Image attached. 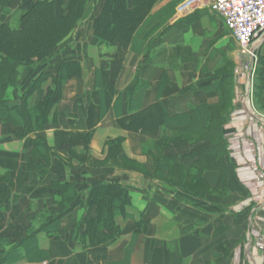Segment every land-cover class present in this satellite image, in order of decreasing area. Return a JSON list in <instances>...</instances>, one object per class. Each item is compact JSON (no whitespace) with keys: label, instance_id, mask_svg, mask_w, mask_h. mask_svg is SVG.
Here are the masks:
<instances>
[{"label":"crops","instance_id":"0c3cea01","mask_svg":"<svg viewBox=\"0 0 264 264\" xmlns=\"http://www.w3.org/2000/svg\"><path fill=\"white\" fill-rule=\"evenodd\" d=\"M29 1L9 0V13L1 15L0 22L9 24L12 14ZM181 2H156L126 53L116 80L118 95L103 117L94 88L99 62L94 22L104 0L89 1L81 23L46 63L22 68L16 86L6 92L7 108L20 106L28 85L43 71L55 75L61 62H77L81 77L63 85L54 109L56 122L43 131L23 137V127L0 119V264H248L245 245L256 205L244 182L240 153L233 154L234 145L228 138L233 131L229 127L239 115L235 69L241 56L217 14L204 7L177 16L175 10ZM173 30L179 33L174 40ZM255 58L256 67L258 60L264 62V42L255 49ZM226 75L231 80L224 82ZM135 79L140 88L127 95ZM226 83L232 96L222 138L232 165L227 166L225 160L223 195L213 192L205 199L191 198L179 188H167L157 178L101 164L106 142L122 138L126 158L151 172L145 152L161 136L164 118L219 104ZM49 84L34 93L30 105L42 101ZM243 99L240 105L251 115L249 103ZM259 103L258 112L264 118V90ZM169 127L173 128L170 122ZM87 132H93L88 146L62 147L70 134ZM191 150L186 143L172 142L162 154L177 158L188 168L193 163L186 157ZM220 176L218 171L203 174L212 190ZM103 182L119 183L129 190L130 217L117 219L122 235L115 243L85 249L78 245L76 238L83 228H77L87 212L84 205L75 206L60 219L58 239L40 231L49 228L58 215L59 185L73 188L67 195L75 204L84 203L90 188ZM139 214L146 222V232L134 235Z\"/></svg>","mask_w":264,"mask_h":264},{"label":"trees","instance_id":"16d2710c","mask_svg":"<svg viewBox=\"0 0 264 264\" xmlns=\"http://www.w3.org/2000/svg\"><path fill=\"white\" fill-rule=\"evenodd\" d=\"M89 1L31 0L18 8L20 16L17 29L0 22V119L23 127V137L43 131L46 126L56 122L54 109L61 99L62 87L67 81L81 77L80 65L77 62H61L55 75L41 72L26 88L18 107L5 106L6 92L16 86L23 67H35L47 62L57 46L81 23ZM157 1L104 0L102 10L94 22V38L98 48H112L113 52L99 54L95 71L94 88L100 99V117L105 115L118 95L116 80L126 53L131 47L135 34L150 15ZM8 4L9 0H0V16L9 13ZM178 34L177 30H173L170 35L174 40ZM227 65L231 67L228 61ZM222 79L227 82L231 80V76L226 75ZM46 81H50V84L46 88L44 98L30 105L34 93ZM139 88L138 79H135L126 90V94L134 95ZM263 90L264 62L258 60L252 84L255 108H261L259 99ZM219 96L220 102L217 105L198 107L183 115L164 118L161 124V136L145 152L150 157L152 173L148 168L140 167L126 158L122 148V138L106 142L107 153L101 164L119 169L129 168L150 178H157L167 188L173 190L179 188L191 198L205 199L213 192L221 195L226 186V179L222 178L223 170L226 168L225 160H228L227 166L232 165L228 159L226 143L222 138V126L228 114L229 98L232 96L230 84L226 83ZM169 122L173 124V128L169 127ZM92 134L93 132L70 134L68 141L62 147L69 150L76 145L88 146ZM172 142H182L192 147L191 152L186 156L193 159L190 167L181 166L177 158L163 156L164 147ZM39 144L42 145L40 142ZM207 171H218L221 174L214 190L203 178V174ZM58 187L62 198L61 204L58 205V215L49 228L40 231H44L49 238L58 239L60 219L75 206L84 205L87 212L77 228H83V232L76 238L81 248L112 245L121 237L122 229L117 219H128L131 209L129 190L125 186L119 183H100L90 188L84 203L80 201L75 204L67 195V192L73 188L68 184ZM145 225L146 222L139 214L138 220L134 223L133 234L145 233ZM23 246L19 245L21 248ZM24 253L28 256L27 251ZM18 258L20 260L19 256ZM18 258L10 262H16ZM28 258L32 259L31 256Z\"/></svg>","mask_w":264,"mask_h":264},{"label":"rangeland","instance_id":"374dc122","mask_svg":"<svg viewBox=\"0 0 264 264\" xmlns=\"http://www.w3.org/2000/svg\"><path fill=\"white\" fill-rule=\"evenodd\" d=\"M19 16V11L12 14V19L9 22L11 28L17 29L19 27ZM95 50H97V54L113 52L112 48L107 47L95 48ZM49 82L46 81L43 86L49 84ZM242 91L244 92L245 89L242 88ZM239 92L240 90L237 91L238 97L241 96ZM252 93L251 89L249 98H245L249 103L251 113L260 117L259 108L253 106ZM244 96L245 93H243L242 98ZM239 100L238 98L236 102ZM236 106V111L240 116L234 117L235 119L238 118V120H235L230 125L229 129L233 131L228 135V138L234 145L233 154L240 153L241 160L239 159V161L246 176L244 182L249 186L252 201L256 205L255 212L249 223L248 244L245 245V254L247 256L245 261L248 264H264V122L252 117L247 113L248 110L246 112V110L242 109V106ZM248 147L249 149H247Z\"/></svg>","mask_w":264,"mask_h":264},{"label":"built area","instance_id":"2783aa9c","mask_svg":"<svg viewBox=\"0 0 264 264\" xmlns=\"http://www.w3.org/2000/svg\"><path fill=\"white\" fill-rule=\"evenodd\" d=\"M204 7L223 20L238 47L241 59L235 69V77L237 91L240 90L241 96L236 95V100L239 98L238 102L241 103L243 93L248 99L252 89L256 67L255 49L264 42V0H183L176 7L175 13L184 16Z\"/></svg>","mask_w":264,"mask_h":264},{"label":"water","instance_id":"95a60500","mask_svg":"<svg viewBox=\"0 0 264 264\" xmlns=\"http://www.w3.org/2000/svg\"><path fill=\"white\" fill-rule=\"evenodd\" d=\"M250 81H251V72H250V74H249V83H251ZM249 85H250V84H249ZM251 116L253 117L254 115L251 114ZM254 117L258 119V116H254ZM262 121L264 122V120H262ZM248 233H249V231H248Z\"/></svg>","mask_w":264,"mask_h":264},{"label":"bare ground","instance_id":"6f19581e","mask_svg":"<svg viewBox=\"0 0 264 264\" xmlns=\"http://www.w3.org/2000/svg\"><path fill=\"white\" fill-rule=\"evenodd\" d=\"M243 98L246 99L245 96H244ZM244 99H243V100H244Z\"/></svg>","mask_w":264,"mask_h":264}]
</instances>
